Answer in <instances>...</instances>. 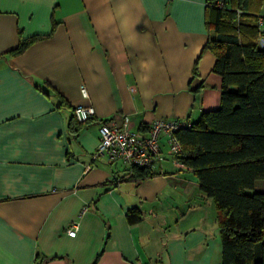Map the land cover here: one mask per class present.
<instances>
[{"label": "crops", "instance_id": "1", "mask_svg": "<svg viewBox=\"0 0 264 264\" xmlns=\"http://www.w3.org/2000/svg\"><path fill=\"white\" fill-rule=\"evenodd\" d=\"M205 3L0 0V264H221L214 202L191 166L166 156L137 180L91 158L101 121L127 116L142 134L156 118L218 107L215 56L200 53ZM78 104L95 116L72 133ZM134 206L143 215L129 223Z\"/></svg>", "mask_w": 264, "mask_h": 264}, {"label": "trees", "instance_id": "2", "mask_svg": "<svg viewBox=\"0 0 264 264\" xmlns=\"http://www.w3.org/2000/svg\"><path fill=\"white\" fill-rule=\"evenodd\" d=\"M223 2L219 7L206 0L209 32L200 51L215 56L211 70L221 78L220 102L177 130L179 159L192 167L199 189L213 199L221 264H264V46L258 22L263 0ZM33 39L20 38L10 53H20ZM84 121L72 110L70 132ZM132 170L137 180L156 171ZM142 215L137 206L125 212L129 223Z\"/></svg>", "mask_w": 264, "mask_h": 264}, {"label": "built area", "instance_id": "3", "mask_svg": "<svg viewBox=\"0 0 264 264\" xmlns=\"http://www.w3.org/2000/svg\"><path fill=\"white\" fill-rule=\"evenodd\" d=\"M215 4L221 7L224 2L215 0ZM258 22L264 23V15L261 14ZM81 90L85 95L84 88ZM73 112L79 121L95 116V110L91 105L78 104L74 106ZM185 125H188V122L182 118H156L149 123L145 133L139 134L131 129L127 116L121 123L101 121L98 143L91 158L106 156L110 160H119L127 168L146 166L153 169L161 164L166 156H170L175 165H180L182 146L177 130ZM163 142L166 144L165 149L161 147ZM85 168L88 169L89 165ZM85 209L87 206L82 211ZM77 226L76 221H71L66 227V232L74 234Z\"/></svg>", "mask_w": 264, "mask_h": 264}, {"label": "rangeland", "instance_id": "4", "mask_svg": "<svg viewBox=\"0 0 264 264\" xmlns=\"http://www.w3.org/2000/svg\"><path fill=\"white\" fill-rule=\"evenodd\" d=\"M259 187H262V185L260 184Z\"/></svg>", "mask_w": 264, "mask_h": 264}]
</instances>
